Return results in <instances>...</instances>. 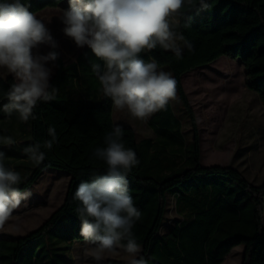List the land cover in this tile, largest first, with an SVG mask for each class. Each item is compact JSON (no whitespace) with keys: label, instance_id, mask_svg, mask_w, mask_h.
I'll use <instances>...</instances> for the list:
<instances>
[{"label":"trees","instance_id":"1","mask_svg":"<svg viewBox=\"0 0 264 264\" xmlns=\"http://www.w3.org/2000/svg\"><path fill=\"white\" fill-rule=\"evenodd\" d=\"M64 1L69 0L21 3L37 13ZM206 2L208 8L202 10L199 0L191 4L186 0L177 17V32L192 44L191 49L184 48L182 58L159 46L140 54L146 62L154 60L171 70L191 121L192 137L189 141L184 138L182 123L170 102L150 119L156 140L138 141L132 126H120L125 147L134 150L139 161L126 178L134 206L141 213L132 228L133 238L143 248L137 258L142 256L147 264H222L241 244L245 246L242 264H264V181L254 184L232 165L201 164L199 123L182 81L186 73L229 56L244 67L246 86L258 93L264 106V0ZM93 63L103 69V62L90 48L69 65L59 54L50 81L56 98L39 102L34 108L36 118H30L27 128L21 129L25 144L43 145L50 139L49 127L55 128L57 140L51 149L41 148L45 159L39 165L24 152L13 155L21 160L14 170L21 176L17 187L27 191L48 168L66 170L71 179L63 203L40 227L25 236L0 238V264H73L64 251L84 240L74 193L81 182H90L107 170L106 163L93 153L104 146V137L115 127L112 101L103 95ZM13 82L12 75L0 74V107L7 103ZM169 196L175 198L179 217L164 230ZM35 240L41 252L24 254ZM106 263L128 264L114 259Z\"/></svg>","mask_w":264,"mask_h":264},{"label":"clouds","instance_id":"2","mask_svg":"<svg viewBox=\"0 0 264 264\" xmlns=\"http://www.w3.org/2000/svg\"><path fill=\"white\" fill-rule=\"evenodd\" d=\"M186 0H69V9L60 17L63 32L78 48L87 46L103 62L93 63L103 95L111 99L117 110H127L135 119L146 121L154 113L166 109L176 100L177 81L171 73L158 70L157 63L146 62L140 54L157 46L171 51L178 59L184 48L192 44L182 33L173 30L171 19L182 15ZM189 4L192 0H187ZM207 9L206 0H199ZM179 21H177L178 23ZM57 47L45 23L29 11L21 0L0 2V69L11 74L14 82L7 91V103L0 110L9 116L18 114L22 122L35 119L39 102L56 98V89L49 83L48 62L58 59V52H33L40 45ZM43 145L36 143L23 151L34 164L45 159L41 148L51 149L57 140L54 127L47 129ZM123 130L117 125L104 137V146L97 147L94 157L104 161L107 170L90 182H81L74 199L81 220L80 235L93 245L95 259L99 253L122 248L129 254L128 264H147L139 256L140 245L133 238L132 228L141 213L129 194L127 173L139 163L136 153L126 148ZM8 143H13L8 138ZM0 152V228L12 217L15 209L30 198V191H21L18 172L3 164ZM126 241V243H122Z\"/></svg>","mask_w":264,"mask_h":264},{"label":"rangeland","instance_id":"3","mask_svg":"<svg viewBox=\"0 0 264 264\" xmlns=\"http://www.w3.org/2000/svg\"><path fill=\"white\" fill-rule=\"evenodd\" d=\"M46 9L51 7L43 10ZM36 16L50 30L57 47L52 49L42 44L38 49L33 50L34 54H46L54 50L59 53V47L67 45H69L70 54L81 49L64 34V25L61 20H55V13L43 11ZM171 23L173 30L177 31L175 28L177 17H173ZM60 32L61 38H59ZM46 66L52 73L56 61L48 62ZM158 70L171 73L168 66H158ZM5 73L6 70L0 69V74L4 77L7 76ZM245 77V69L238 60L222 56L210 67L185 75L183 85L199 123L202 164L206 166L238 165L244 169L251 180L261 183L264 179V106L258 93L246 86ZM176 95L177 99L169 102L182 123L184 138L189 141L193 135L191 121L177 91ZM112 117L115 126L134 127L138 140L153 135L148 125L150 118L141 121L133 118L126 109L117 110L114 107ZM70 179V172L48 168L27 190L32 195L14 210L9 221L0 228V235L25 236L40 227L63 203ZM178 217L175 198L169 196L165 220L167 225L164 230ZM37 242L38 240L31 242L24 254L32 250L40 253V245ZM140 247L141 253L143 248ZM92 248L93 245L85 240L75 241L71 244L70 250L64 251V257L72 259L73 264H107L108 259L123 262H128L130 259L128 253L122 248H117L114 251L99 253L101 258L97 260ZM244 249V244L236 246L222 264H242Z\"/></svg>","mask_w":264,"mask_h":264},{"label":"crops","instance_id":"4","mask_svg":"<svg viewBox=\"0 0 264 264\" xmlns=\"http://www.w3.org/2000/svg\"><path fill=\"white\" fill-rule=\"evenodd\" d=\"M68 9H69V1H64L62 4H60L57 7H51V9H46V10H43V11L50 12V13H55L56 16L54 18H55L56 21H58V20H61L60 17L62 16L63 11L68 10ZM43 11H40V12L38 11V13H41ZM38 13H35V14H38ZM61 37H62V33L60 32L59 38H61ZM59 48H60L59 49V54L63 58L64 63L66 65H69V64L75 63L77 61L78 56L85 49H87L88 47L84 46L83 48L77 50L75 53L71 52V54H70V50H68L69 45H67L66 47L65 46H60ZM72 50H74L73 46H72ZM218 60H216L215 62H218ZM211 65H212V63L207 65V66L197 68V69H195V70H193L191 72H194V71H196L198 69H201V68L203 69V68L210 67ZM56 71H57V64L54 67L53 72L51 73L49 83H50L52 77L54 76V74L56 73ZM191 72H189V73H191ZM189 73H186L185 75H187ZM9 75L7 74V76H9ZM185 75L183 76V78L185 77ZM182 81H183V79H182ZM70 85H73V82H70ZM0 116H1V118H3V119L0 120V129L2 130V131H0V145L3 146V151L2 152H4L6 154V157L3 158V164H4V166L6 168L10 169V167H11L12 170H15V168L21 163V160L17 159V158L15 159V157H13V155L14 154L23 153L24 152L23 150L26 147L30 146L29 144H27V143L25 144L23 142L25 140V138L22 137V131H21L22 127L25 128V129L27 128V124H26V122H22L19 119L18 114H16V113H13L12 115L9 116L8 114H6L2 110H0ZM151 117H150V119H151ZM150 119H148V125H149L153 135H151L150 137H148V136L147 137H143L140 140L137 139L138 141H142V140L148 139V138H152V139L156 140V134H155L153 125L150 123ZM26 133L27 132H25V135H26ZM8 138H11L13 143H11V144L8 143ZM201 159H202V157H201ZM201 164H202V162H201ZM204 166H206V165H204ZM232 166H234V167L238 168L239 170H241L244 173L245 177L249 181L254 183V184H261L264 181V179H263V181L261 183L254 182L253 180H251L249 178V176L246 174V172H244V169L242 167H240L238 165H232ZM16 172H18V171H16ZM25 216H26V214H25ZM8 236H15V235H12V234H1L0 238H7Z\"/></svg>","mask_w":264,"mask_h":264}]
</instances>
